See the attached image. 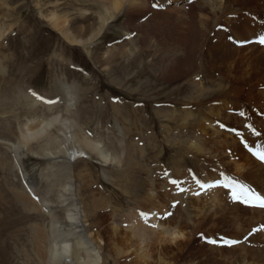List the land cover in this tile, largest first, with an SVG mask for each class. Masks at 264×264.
I'll return each instance as SVG.
<instances>
[{"label": "rangeland", "instance_id": "rangeland-1", "mask_svg": "<svg viewBox=\"0 0 264 264\" xmlns=\"http://www.w3.org/2000/svg\"><path fill=\"white\" fill-rule=\"evenodd\" d=\"M63 1L68 5L62 4ZM185 2L187 0L157 1L154 8L164 12L172 6L183 8ZM262 2L253 0V8L244 7L245 11L232 2L226 3L223 9L218 8L216 0H197L202 12L195 10L206 15L211 12L219 21L212 25L208 33L210 38L217 32L228 33L225 40L239 50L262 46L253 39L264 36ZM74 7L68 0H0V264L47 263V251L53 246H61L60 239H56L65 235L72 239V235L82 229H75L67 216L70 210L77 211L81 206L75 200L79 193L87 216L82 224L84 232L94 238L90 237L92 242L98 239V264L143 263L133 254L128 257L115 255L113 248L119 245L121 248L123 244L115 237L114 240L110 238L109 230L115 226L120 234L124 232L130 215L147 223L145 220L151 211L142 209L151 207L139 206L150 182L161 194L158 204L162 202L158 206L166 209L161 220L178 217L175 223L178 220L176 224L184 225L190 232L183 250L174 249L168 253L174 257L169 264H213L214 258L219 259L221 252L228 250L236 256L245 254L247 264H264V208L255 202L244 204L243 194L242 199L237 195L240 199L234 200L232 189L224 188V185L232 181L261 199H264V191L251 182L248 174H236L228 166L229 144L226 142L222 148L217 142L224 138L218 131L221 129L238 135L242 147L248 142L245 148L252 147L254 153H264V132L261 133L264 131L263 70L254 69V74L260 75L252 80L250 88L254 95L257 94L256 102L248 97V91L237 90V83L224 94L245 99L248 103L240 107L251 112L243 119L244 111H238L234 99H229L225 103L228 104L226 109L219 106L226 118L232 120L226 123L216 117L218 102L198 104L214 89V84L208 85L209 77L218 78L207 75L205 57V61L189 75L190 79L199 77L197 81L188 83V75L175 81L164 79L162 72L179 58H186L187 53H182L176 43L169 41L167 48V45H159L156 38L150 42L142 40L138 22L123 24L127 23L129 15L132 16L125 10L115 14L113 23L99 38L90 41L88 36L79 37V45L68 42L48 19L54 14L62 18L69 15L68 21L76 19L77 13L83 10L76 6L75 11ZM92 12L99 16L101 11ZM136 16L144 21L141 15ZM259 16L263 21L257 22ZM253 18L255 23H247ZM233 19L243 22L231 27ZM260 28L263 29L258 30ZM235 33L239 34L235 36ZM240 37L253 44L245 45ZM203 50L206 55V47ZM108 56L112 58L111 62ZM242 73L240 68L236 70L234 74L238 81L235 82L242 80ZM228 77L234 81L232 75ZM199 81L205 85L203 91L198 84H193ZM32 101L38 104L34 106ZM45 105L52 108L48 110ZM184 110L194 113L192 116L195 117L188 119L189 124H196L200 118L199 123L202 120L211 124V129L204 132L205 138L201 133H194L187 120H183ZM55 116H58V122L67 126L69 139L62 137L60 123H57L49 129L47 139L17 146L21 134L30 125ZM213 129L219 135L212 134ZM83 139L98 143L114 160L107 164L100 161L85 150ZM248 150L245 151L250 155ZM73 154L74 159L70 157ZM259 162L264 166V162ZM197 181L208 182L211 187L201 190ZM214 181L218 184L212 187ZM136 185L142 192L135 198ZM215 187L222 188L225 197L217 204L220 205L218 208L201 199V204H195L196 197L204 195L201 192ZM162 195L164 198L168 195V199L167 196L163 199ZM138 209L141 210L138 212ZM221 213L224 214L221 223L213 226L216 223L213 216ZM166 216L169 217L166 219ZM203 216L210 219L202 221ZM83 243V239L67 241L69 246H77L80 262L71 254L58 255L57 262L80 264L86 261L92 247ZM154 256L149 259V264H159L158 256L156 259Z\"/></svg>", "mask_w": 264, "mask_h": 264}, {"label": "bare ground", "instance_id": "bare-ground-1", "mask_svg": "<svg viewBox=\"0 0 264 264\" xmlns=\"http://www.w3.org/2000/svg\"><path fill=\"white\" fill-rule=\"evenodd\" d=\"M56 1L60 2V0H56ZM68 1L72 2V5L75 6L73 8V10H75V8H77L76 6H79L80 9L83 10L82 13L76 12L77 13L76 19L68 21L66 18H68L69 15H68V17L65 16V18H62V17L57 16V14L52 15L50 17V19H48L49 21H51L53 28H55L58 32H62L64 39L67 40L68 42L75 43V44L79 45V43H81V41L78 39L79 37L88 36L89 37L88 39L90 41L94 38H99L100 35L102 34V31L106 27H108V25L113 23L115 14L120 12L121 10H125L126 12H129L132 16L129 15V17L131 19L130 18L126 19L127 23L126 24L123 23V24L126 26V25H130V24H134L135 22H138L139 27L141 28L140 32L142 34V36H139V38H141L142 40H145L147 42H150V40L156 38L157 39L156 41L158 42L159 45H162L163 47L167 45L166 46L167 48H168L169 41H171V42H174L177 44V47L179 48V50L182 53H185V52L187 53L186 58H184V57L183 58L181 57V59L179 58L178 61H176L173 64L172 67H169L164 72H162L161 73L162 78L169 79L171 81H175L178 79L180 80L181 77L188 75V78H187L188 83H192L193 81H197L198 79H200L199 77L197 78V76H196L197 80L195 77L192 78L193 76L190 79L189 75L193 72L194 68L197 69L199 64L202 61L206 60L205 68L207 69V75H210V76L215 75L213 77L218 76V78L209 77L208 85L211 86L212 84H214V86H213L214 89H211V91H209V93L207 94L208 96H206V97L204 96L205 99L203 98L204 99L203 101H201V100H200L201 102L198 101V104L205 103V102L209 103L210 101L218 102V107H216V110H215L216 111V113H215L216 117L221 118L226 123L227 122L231 123L232 120H231V118H226V114L225 115L223 114L224 112L221 110V108H219V106L223 105L222 107L224 109H226L225 105H228V104H225V103L229 99H234V102H236V104H237L238 111H244V114H242L243 119L245 117H247L248 115H250L249 114L250 110H248L246 107H240V106H243L244 103L245 104L248 103L245 101V99H240L239 96L233 97L229 94H227V95H224V94L227 93V91H230L232 89V87H235L233 85H235V83H237V87H238L237 90L240 89L241 93L242 92L245 93V91H248L249 92L248 97L251 100H254V102H256L257 94L254 95L250 88L252 86V80H256V79H258L257 77L260 76L256 72H255L256 74H254V69H255V71L258 69L261 71L263 70L262 72H264V46L263 45L262 46H255L254 45L251 47L248 46L249 48L246 46L247 48H245V49L241 48V49L237 50L234 48V44L231 45L230 42L228 43V41L225 40V39H227L228 33L225 34L223 31L215 33L213 35V37L210 38V36H208V33L210 32V30H212L211 29L212 25L215 24V22H217V24H219V21L216 20V16L212 15L213 13L211 14V12H209V15L201 13L202 10L200 9V7L198 5L199 3L197 4V0L196 1L193 0L194 2L192 0H187V2H185V6L183 8H176L177 6L176 7L172 6V9L168 8L164 12L161 11V9L154 8V6L157 5V1H162V2L167 3L168 1H171V0H71V1L68 0ZM172 1L173 2H180V0H172ZM262 1H263L262 5L264 8V0H262ZM198 2H199V0H198ZM228 2H232L233 4L236 3V6L238 5L239 7H243L241 10H245L246 8L244 9V7H250V6L252 7V5H253V0H224V1L223 0H216L218 8L223 7V9H224V6L226 7V3H228ZM62 4H65V6H66V5H68V2H64ZM62 4H60V5H62ZM70 5H69V7H71ZM260 5H259V8H260ZM56 6H58V5H56ZM56 6H54V7H56ZM125 7L127 10L124 9ZM195 9L198 11H201V12L197 13V11ZM95 10H99V12L101 11L99 16H98V14H94L92 12ZM208 10H209V8H208ZM254 10H255V8H254ZM75 11H77V10H75ZM261 13H264V12H261ZM261 13H259V14H261ZM126 14H128V13H126ZM254 14H257V12H255ZM136 15H141L142 19L144 21L137 18ZM260 16L257 17V19H256L257 22L261 21L263 19ZM240 18L242 20H246V18H244V17L240 16ZM256 20L255 19L249 20V22H247V23H251V22H254ZM239 21H240L239 19L234 20V23H233V25H231V27L237 26L243 22V21H241V22H239ZM76 22H77V24H76ZM237 22H239V23H237ZM225 23L227 24L228 22L226 21ZM242 29H243V27H242ZM262 29L263 28H260L258 30H262ZM234 32H236V29L234 30ZM74 34L76 35L75 37L73 36ZM238 34L235 33V36ZM246 37H248V36H246ZM253 39H255V42L259 41V40H256V37H254ZM240 40L244 41V43H245L249 39L244 38V37H240ZM248 43L253 44V43H250V41H248V42H246L245 45H248ZM205 47H206V53H205L206 55L203 54V51H204L203 48H205ZM109 53L110 52H108L107 54H109ZM203 57H205V60L203 59ZM107 59H109L110 62L112 61V58L110 56H108ZM238 68H240L242 70L243 76H241L242 80L240 79L241 80L240 82H235V81H238L237 80L238 78L236 77V75L234 73H236V70ZM198 72H200V71H198ZM228 75H232L234 78V81H231L230 78L228 77ZM227 81L231 82L233 84L231 86H228ZM193 84H198L199 87L201 88V90L203 91L205 85L203 86V84L200 83V81L198 83L194 82ZM199 87H198V89H199ZM261 87L263 88L264 84ZM200 93H202V92H200ZM261 94L264 95L263 92ZM212 99H214V100H212ZM32 100H34V99H32ZM32 103L34 106H36L38 104L37 101H32ZM232 106H234V105H232ZM46 108L48 110H50L52 107L46 106ZM183 112H184V114H183L184 116L183 115L181 116V114L179 115V113H178V115L183 117L184 118L183 120L186 119L187 124H189L188 119L194 113H192L190 111H186V110H184ZM219 113L223 114L224 117H222ZM194 117L195 116H192L190 119H192ZM57 118H58V116H55V117H52V118L46 119V120L41 119L38 122V124L30 125L31 127H28L26 129V132L21 134V137L19 139V143L17 144V146H19V145L20 146L21 145L26 146L32 142L37 141V140L47 139L49 136V129L57 123H60L62 137L68 138V136L66 134L67 126H63L64 122H62V123L58 122ZM200 119L197 120L198 122L196 124H194L192 122V124H189V125L192 127V130L194 133H201L202 138H205V134H204L205 130L207 128H209V130H210L212 126H211V124L207 125L206 124L207 122L205 123L204 121L201 120V122L203 123V125H202V123H199ZM204 123L207 126H204L205 125ZM243 123H247V122H243ZM214 131H215V129H213L212 134L216 133ZM218 131H220L222 133V135L224 137L223 138L224 141L220 140L217 142L221 145L222 148L225 145V143L227 142L229 144L228 148L230 147L229 149H231V152L228 156L229 161H230L229 162L230 164L227 163L228 166L231 167L233 170H235L236 174H243L244 176H245V174H248L249 177H251V180H252L251 182L254 183L255 185L259 186L261 188V190L264 191V187H263L264 186V166L260 165L261 163L259 162V158L255 155L256 153L253 152L252 147L245 148L246 145H248V142H244L245 146L242 147L241 146L243 144L241 142L242 139L238 140V138H239L238 135H237L238 136V138H237L236 135L228 134L225 131H222L221 129ZM20 132H21V128H20ZM263 132L264 131H261L262 134H263ZM216 134H218V133H216ZM89 141H88V139L82 140L83 146L86 148L85 150H88L91 154H94L95 156H97L100 159V161H102L105 164H107V162L111 163L114 160V158H111L109 156V154H107L103 150L104 148L102 149L98 143L91 142V140H89ZM20 142H21V144H20ZM194 144H196V143H194ZM76 146H78V144ZM190 147L192 148V146H190ZM228 148H226L225 151H227ZM254 149H256V148H254ZM245 150H248L250 155H248V153ZM77 152H78V150H77ZM61 153H63V152H61ZM71 153H73V152H71ZM75 154H76V152H75ZM75 154H73V156H70V157H72V159H74ZM63 155H65V154H63ZM251 156L252 157L254 156L255 158L251 159L250 158ZM200 182L202 183V181H200ZM211 183H212V187H214L215 185L218 184V183L216 184L215 181L211 182ZM203 184H204V182H203ZM205 184H208V182ZM148 186H149L148 192L146 193V197H145L146 199L145 198H144V200L142 199L143 203H141L142 205L139 206V208H142V206H144L143 207L144 209L146 206H147V208H148V206L151 207L148 210L142 209V211H144V212H148V211L150 212L151 211L150 214L148 215V219L147 220L144 219L147 223L145 224V223H143V221L140 222L139 220L141 218L138 220L135 215H130L129 219L127 220V226H125V231L122 232L121 234H120L119 230L117 229V227H115V226L110 227L111 230H109V231L112 234V235H110V238H113V240H114V237H115L117 240H119V242H121L123 244L121 248H120L119 244H118L119 246L113 248L115 251V255H118V257H119V255H124V254H125L124 256L128 257V256H131V254H133V255H136L137 258L140 257V260L144 261L141 264H149L148 263L149 259L152 257V255H155V256H158V258H159L158 259L159 264H169V262L172 261L170 259H173L174 257L171 258L172 255L171 256H168V255L170 253H172V251L174 249H176L178 251L183 250L184 244L186 242H188L190 232L189 233L187 232V228H185L184 225H182V226L177 225L176 223L177 222L179 223L178 220L175 223V221H176V219H178V217H175V219H173L174 217H172V218L170 217L172 220L169 218L170 220L168 219V221L161 220V217L163 216V214L166 210V209H163V207L162 208L160 207L161 206L160 203L162 201H159V204H158V198H162V197H160L161 194L159 195L158 194L159 192H156V188L154 187L152 182H150V184ZM219 186H220V184H219ZM220 187H215L213 189L209 188V190H206V192H201L202 189L201 190L199 189L200 190L199 192L203 193L204 195H202L200 197H196L197 199H195V201H196L195 204L199 205L202 202L205 203L207 201V202H210V203H207V205L210 204L209 206H214V207L218 208V206H220V205H217V204H220L222 201V198H225L223 190ZM67 189L68 188H66V190ZM136 189H137V191H136V194L134 196L135 198L137 196H140L139 192L141 191L138 185H136ZM238 192H239V190H237V195H239L242 199L243 195L240 192L239 193ZM209 193H210V195H208ZM144 196H145V194H144ZM162 196H163V199H166V196L168 199V195H166L165 198H164V195H162ZM262 198H264V197H262ZM199 199H201V201H202L201 203H200ZM75 200L76 201L78 200L80 202L78 204H81V206H79L78 209L76 208L77 211H75V209L70 210V212H68L67 216H68V220L70 222H72V225H74L75 229H78V228H82V229L80 231H78L77 233L73 234L75 237L72 235V239L68 235L67 236L65 235L64 237H60V238L56 239V240L60 239L59 243H61V246H53L47 251V257L46 258H47L48 264H59L56 260L58 255L66 256L67 254H71L72 256L74 255L77 258L76 260L79 261L80 259H78L79 252H78L77 246H75V245L69 246L67 244L68 240L72 241V240H78V239L79 240L83 239V241L85 242V243H83L84 245L88 244V245H90V247H92V250L90 252H88V255L86 256L87 257L86 261H84L80 264H98L100 262V260H99L100 259V255H99L100 248H99L98 239H96L94 242H92V239H94V238L92 236H90V234L87 235L84 232L85 227L82 224L85 222L83 220L87 216H86V212L83 209L84 206L81 203V201L83 200V197L80 195V193H79V197H78V195H76ZM28 203L31 204L30 202H28ZM147 203H149V205ZM158 205H160V206H158ZM81 208H82V211H80ZM139 210H141V209H138V212H139ZM168 210H169V207H167V212L169 213ZM81 213L83 215H81ZM233 213L236 214L235 212H233ZM80 216L81 217L83 216L82 220L80 219ZM168 217L166 216V219ZM213 217L215 218L213 222L216 221V223H213V226H217L218 223H221L220 219L224 218V214H222V213L216 214ZM208 219H210V218L206 217V216L202 217V221H207ZM82 231H83V233H82ZM79 232H81L82 234L79 235ZM239 233H240V231H239ZM186 237H187V239H186ZM56 240H55V243L57 242ZM94 245L97 247V249L94 247ZM58 247H60V248H58ZM240 250H241V248H240ZM41 252H43V251H41ZM232 252H233L232 250H228L227 253L221 252V255L218 256L219 259L214 258L213 264H236L238 262L242 263V264H247V263H245V261H246L245 260L246 259L245 254H239L236 256ZM225 254H228L229 256H226ZM115 258H117V257H115ZM156 258L157 257H155V259ZM45 262H44V264H47Z\"/></svg>", "mask_w": 264, "mask_h": 264}, {"label": "snow or ice", "instance_id": "snow-or-ice-1", "mask_svg": "<svg viewBox=\"0 0 264 264\" xmlns=\"http://www.w3.org/2000/svg\"><path fill=\"white\" fill-rule=\"evenodd\" d=\"M258 42L260 45H264V36H261ZM255 155L259 158L261 162H264V153H256ZM172 183L175 184L176 181H172ZM197 184L201 189H206L208 187H211V185L202 184L199 181H197ZM224 187L232 188V198L234 200L239 199V197L237 196V190H239V192L243 194L245 197L243 201L244 204L251 205L253 204V202H255L256 204H258L259 207L264 208V199H261V197L258 195L250 193L247 188H244L243 186L236 184L232 181H229L227 184L224 185Z\"/></svg>", "mask_w": 264, "mask_h": 264}]
</instances>
